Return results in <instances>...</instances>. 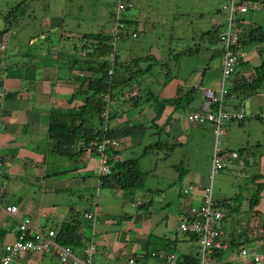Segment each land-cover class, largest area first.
<instances>
[{
    "label": "crops",
    "instance_id": "0c3cea01",
    "mask_svg": "<svg viewBox=\"0 0 264 264\" xmlns=\"http://www.w3.org/2000/svg\"><path fill=\"white\" fill-rule=\"evenodd\" d=\"M129 1L131 2V0ZM9 19L12 20V18ZM243 19L242 14L238 16L239 21L235 20V16L233 18L235 26L241 33H245L253 27H246L247 25L242 22ZM13 21L15 24L20 22L18 18ZM226 21L227 16L225 21L213 19L212 23L222 27ZM127 22H130L131 25L135 24V26L138 23L137 20L132 19ZM0 25H3L0 30L9 27L4 17L1 18ZM131 25L127 28L128 31H130ZM123 27L125 29L124 25ZM60 37L45 40L46 47L38 51V54L32 55L29 54L27 45L32 41H36L33 36L29 38L18 37L10 29L0 36V42H4L8 49L16 45L23 47L22 54L26 57V61L21 64L12 63L10 61L11 51H7V48L0 49V121L1 128H3L2 135L0 134L2 136L1 140H3V150L0 148V158L2 159L1 179L5 183L7 178L10 176L15 177L22 170L26 172L25 175L36 172V175H32L36 179L35 181H39L40 177L38 175L43 171L42 183L53 177L63 179L64 183L62 184H60L61 181L59 184L54 181L50 189H53L55 194L59 191L72 194V191L76 189L78 191L77 199L80 201L79 204L82 205L77 204L81 207L79 209H77V206H67L66 203L49 206V208L40 206L32 218L26 214L30 219L32 230L42 229L55 232L60 223L75 219V213L77 212L79 218H76V223H78L79 231L82 233V241H92L95 247V253L92 257L93 264H126L129 257L139 259L146 264H179L178 259L183 255H197L200 262V251L196 238L192 234L178 230L177 225L181 216H184L191 207L199 205L206 186H211L217 205L221 200L230 198L229 193L223 190L222 186H214L211 162L216 135L212 124H207L208 129H211L214 134V145L210 164L207 165V173L186 169V165L179 161V163H182L183 168L185 167V170L181 169L179 174L174 169L177 164L170 163L168 157L161 159L162 155L158 152L149 151L139 159L140 170L144 173L143 185L140 189L115 190L103 188L100 176L95 172L100 164V155L97 151L93 153L88 149L76 159H70L50 152L47 147L49 114L52 111H58V108H66L68 111H72L82 102V99L78 97L74 105L66 102V97L70 95L68 86L73 85V93L75 83L72 77L71 79L68 77L66 81L58 77L56 69L59 61L57 46L64 36ZM64 38L69 40L67 37ZM52 45H56V47H52ZM218 48L220 49L219 44ZM242 49L246 51V56L241 59L236 71H239L245 77H249L253 75V69L260 64L262 57L254 44L242 46ZM217 56L218 60L216 62L212 60L206 66L187 67L186 71L179 75L178 80L180 83H176V86L173 83L172 87L166 90L168 95L164 94L162 98L183 95L189 88L198 86L196 99L192 102L194 105L189 104L184 109H174L169 105L164 108V114L156 121L161 132L165 131L169 120L181 119V116L186 118L189 111L202 106L205 101L203 89L207 87L218 89L222 60L221 54ZM211 57H213V53ZM16 67L23 68L26 77H29L25 86H21L19 79L12 73L13 68ZM183 77L185 79H182ZM62 82H65V84L59 85ZM12 92L16 93L13 94ZM56 92L58 93L56 94ZM59 94L61 95L59 96ZM55 95L62 100L64 99L65 102L63 101L62 104L54 102ZM45 97H51L53 103ZM44 101H48L47 105L41 108L34 106L28 110L32 102L36 105V103L42 104ZM231 101L235 102L233 99ZM228 103L229 100L222 104L224 110H232L231 105ZM241 107L247 117L240 122L225 123L223 126L224 133L219 136L221 137L219 149H221V152H237L239 148H251L253 156L250 155L252 152H249V149H245L236 158L228 157L225 162L226 168H232L235 172H243L245 178L249 177L250 179L253 175L261 173L262 177L257 179V182L263 183L264 130L262 131V125L264 124V118L262 113L264 112V89L243 101ZM141 113L142 115L135 116L136 121L130 123L131 125L151 124L153 116L150 107H146ZM251 114L259 118L249 117L248 115ZM122 121L123 118L114 119L109 124L111 127L120 126ZM191 126L203 125L192 124ZM147 132L149 135L146 137ZM194 133L198 135V131H194ZM206 134L209 137L211 135L209 132ZM204 135L202 132V137ZM160 137L161 133H158L155 127H151L143 134H136L118 141L116 146L105 153L108 166L110 167L109 157L112 163L120 158L139 154L144 145L153 143ZM179 138L182 139L183 135H178L176 139ZM8 142H14L13 146ZM19 145L21 146L20 149L17 147ZM34 149H36L35 153ZM20 150H31L33 154L28 157L25 153H18ZM256 151H258L257 154H255ZM146 156H149V159H146ZM9 158L11 159L10 164L7 163ZM143 161L144 167H142ZM250 162H252V167H250ZM240 175L237 174L239 178ZM237 186L239 187L240 184L238 183ZM88 188L90 194L86 198L84 192ZM5 199L7 203H13L18 207L16 202L6 198V193ZM136 201L139 203L136 204ZM218 207L221 209V204ZM26 211H29L28 208H26ZM250 211L251 217L248 221L235 226L228 223L226 217L228 212H226L227 214L221 221V239L225 244V247L221 250L223 255L220 258L218 255L214 258L210 256L208 264H235L238 262L239 248L241 246L248 247L247 242H251L253 245L249 248L256 247L261 249L260 253L264 254V237H259L256 233L257 227L263 228L264 187L261 190L257 206L250 209ZM94 212H96L94 219L85 218L84 213ZM16 219H19L16 214L9 215L0 212V257L3 254L4 246L15 240ZM55 241L63 245L56 239ZM87 243L85 242V245ZM194 247L195 254V250H192ZM72 253L77 259L84 258L81 247L72 249ZM14 264H72V259L69 258L65 262H61L56 255L51 253L29 252L15 259Z\"/></svg>",
    "mask_w": 264,
    "mask_h": 264
},
{
    "label": "rangeland",
    "instance_id": "374dc122",
    "mask_svg": "<svg viewBox=\"0 0 264 264\" xmlns=\"http://www.w3.org/2000/svg\"><path fill=\"white\" fill-rule=\"evenodd\" d=\"M230 1L231 0H131L130 2L122 0L123 8L122 4H120V7L118 4V9L121 10L117 12V0H0V21L14 5L20 2L21 6L12 11L10 17L12 20H10V24H7L9 26L7 28L12 30L18 37L29 38L33 36V38L36 39V41H32L27 45L29 48L28 52L32 55L38 54V51L46 47L45 40L47 39L52 40L61 38L60 36L65 37L66 35L71 34V32L80 35L81 33L98 32L100 30L107 31L110 34L115 35L113 40L115 39L114 48L118 55V61H127L130 63L129 67H132L127 71V76L134 68L131 64L132 58L146 56L147 54L154 55L155 60H152L153 64H151L148 69L143 68V70L145 69L146 71L141 70L133 74L134 77L132 78L130 86L125 88V96L128 100L126 99L124 103H122V101L116 103L118 112L123 117L122 124L127 125L136 121L135 116L138 114L142 115L141 112L146 107H150L152 116L154 115L155 110L152 108L153 105L159 102L164 94L168 95V91L166 90H169L173 83H175V86L176 83H180L178 80L179 78L177 79L175 74H178L179 76L186 71L187 67L199 65L206 66V64L211 63L212 60L214 62L218 60V56L211 57V54L216 48H218V44L220 46V43L216 42L210 44L206 38L200 37L203 32L212 28L213 19L225 21L226 16L228 19ZM128 3L130 4V7ZM224 6L226 7L225 9ZM242 16L244 18L242 22L247 25L246 27L254 25L264 26V3H257L248 6L247 12L243 13ZM15 18L19 19L20 25L19 23H13ZM118 18L137 20L138 23L136 26L135 24H132L130 31H128L129 29H127V31H119L120 29H118L117 31L118 22L116 20ZM2 27L3 25H0V28ZM64 37L61 43L57 46V58H59V61L57 62L58 66L56 69L58 77L61 80L66 81L68 80V77H70V79L72 77V80L76 85L77 82L73 78L76 74V70L69 66L67 67V65H69L70 59H83L85 57V52L80 50L82 42L78 41V38H71L68 40ZM3 43L4 42H0V45L3 46ZM196 45L199 46L201 50L198 54L183 57L180 56L181 58L176 56L177 52L186 47H195ZM254 46H256L258 51L259 46ZM52 47H56V45H52ZM5 48H7L6 44ZM6 50L11 51L10 61L12 63L21 64L26 61V57L22 54L23 47L16 45L11 48L9 47V49L7 48ZM146 64L145 61L140 62L136 67L142 68ZM169 70H171V75L174 77L170 78L169 76L167 78L168 74H166V72H169ZM24 71L23 68L18 67L13 68L12 70L15 77L19 79L21 86H25L26 80L28 81L29 78L26 77ZM108 74H112V69L108 71ZM182 79L185 78L183 77ZM64 84L65 82H62L59 85ZM72 87L73 85L68 86L70 95L66 97V102L74 105L77 97L73 98L71 96ZM130 87L132 88L130 89ZM147 90H150L155 96L150 98L148 103L142 104L145 102L144 99L146 98ZM57 93L58 92H56V94ZM61 94L63 93L61 92ZM61 94H59V96ZM138 94L140 95L142 105L133 108L131 106L133 100L128 97H135L138 96ZM55 97L54 102L56 101L62 104L64 99L62 100L56 95ZM45 99H50L53 103L51 97H45ZM47 102L48 101H44L42 104L36 103V105L32 102L28 110L34 106L41 108L47 105ZM191 105H194V103H191ZM58 111L67 112L68 110L66 108H58ZM201 124L203 126H191L192 124L190 125L187 122V119L181 116V119L169 120L165 131H160V139L170 145L171 143L175 144L168 155L170 163L178 164L179 161H181L186 165V169L207 173V165L208 163L210 164V157L214 145V134L212 130L207 127V124H211V122L206 121ZM1 126L2 124L0 121V134L3 132ZM263 130L264 124L262 125V131ZM194 131H198V135H195ZM202 132L205 134L203 137ZM208 132L211 134L210 137L206 134ZM247 132L250 133L249 131ZM219 133L222 135L224 132L222 130L221 133L220 130ZM180 134L181 136L183 135V138L176 139ZM1 135L0 148L3 150V140H1ZM145 135L147 137V135H149L148 132ZM220 135L216 136L219 144L221 143ZM155 137L157 138L156 135ZM102 142L104 144L106 143V141ZM9 144L13 146L14 142ZM98 145L96 151L100 155V164L101 160L104 159L105 164L109 169V173L103 175L97 174L100 164L95 169V172L98 176H106L110 174V167L108 166L105 157V148L100 152L98 151ZM219 146L220 145H218V147ZM17 147L20 149L21 146L19 145ZM22 147L25 148L24 146ZM33 151L35 153L36 149ZM165 151L166 149H156L155 152L163 155V152ZM257 152L258 151H256L255 154H257ZM18 153H25L28 157L33 154L31 150H20ZM233 153H236L238 156L237 152ZM146 159H149V156H146ZM0 161L2 162L1 158ZM10 162L11 159L9 158L7 163L10 164ZM250 165V167H252V162H250ZM142 167H144V161L142 162ZM42 173L43 171L38 175L40 180L35 181L36 179L32 174L36 175V172L25 175L26 172L20 170L15 177L10 176L7 178L5 183L1 179L2 175L0 174V197L3 203L13 204L7 203L5 199L6 193V198L8 200L18 204V211L15 213L19 217V219H16L17 222L15 224V240L19 236L17 228L20 222L26 218H32L40 206L49 208V206H58L66 203L67 206L76 207L80 202L77 199L78 191L76 189L72 191V194L65 191H59L55 194L53 189H50L51 184H53L54 181H57L58 184L61 181L60 184H62L64 183V180H60L58 177H53L49 180L47 179L45 183H42ZM237 174H241L240 178ZM238 183L240 184L239 187L237 186ZM214 186H222L223 190L228 192L230 197L234 196L235 193H242L243 196L248 198L255 189V184L249 177L245 178L243 172H235L232 168H225L219 173L214 174ZM45 187L47 188L44 190ZM59 187H61V185H59ZM89 194L90 191L88 188L85 190L84 196L88 198L87 196H89ZM138 203L139 202L136 201V204ZM79 205H81V203ZM26 208H28L29 211H26ZM79 208L81 207L77 206V209ZM250 209L248 200H243L238 211L229 212L228 215H226L228 223L235 226L236 224L248 221L251 217ZM223 211L226 213L225 210ZM26 214L29 217H27ZM86 214L87 213H84L85 218H87ZM86 242L89 243L92 241L86 240ZM246 244L249 245L248 247L253 246L251 242H247ZM256 249L261 252V249ZM192 250H195V247ZM195 253L196 250L194 251V254ZM23 255L24 254L20 256Z\"/></svg>",
    "mask_w": 264,
    "mask_h": 264
},
{
    "label": "trees",
    "instance_id": "16d2710c",
    "mask_svg": "<svg viewBox=\"0 0 264 264\" xmlns=\"http://www.w3.org/2000/svg\"><path fill=\"white\" fill-rule=\"evenodd\" d=\"M237 3H245L247 6H250L257 3H264V0H237ZM20 6V2L17 3L4 16L7 24H10L9 18L12 15V11L15 10V8L18 9ZM240 14L243 13L234 14L236 21H239L238 16ZM15 20H17V18H15ZM116 21L118 22L117 29H120L119 31L127 30V28L131 25L130 22L126 23V21H128L126 19L118 18ZM123 25L125 26V29ZM220 29V25H213L210 30L203 32L200 38H206L210 44L219 42L218 32ZM7 30L8 28L0 30V36H2ZM114 36L115 35H112L104 30L81 33L80 35H76L71 32V34L65 36L69 38V40L71 38H78V41L82 42L80 50L85 52V57L83 59L73 58L70 59L69 62V66L76 70V74L73 78L77 82L71 96L73 98H81L82 102L72 111H52L49 114L47 125V147L50 152L59 156L68 157L70 159H76L88 149H90L93 153L96 152L97 145L102 141H106L105 152H108V150L113 148L110 145L111 141L118 142L136 134H143L151 127H155L157 132L160 133L161 130H159L156 121L163 114V110L167 105L172 106L174 109H184L195 101L198 86L189 88L183 95L160 99V101L152 107L153 110H155V113L151 119L150 125L121 124L120 126L111 127L109 124L110 121L123 118L118 112L116 103L119 101L124 103V101H126L127 97L125 98V88L130 86L132 78L134 77L133 74L143 70V68L148 69L155 60L154 55L151 54L132 58L131 64L134 68L127 76V71L132 67H129L130 63L127 61H118V55L114 48ZM251 44L259 46L258 52L260 53L262 59L260 64L254 67L252 76L245 77V75L240 74V72H237L235 69V72L227 79V92L222 102L225 100L223 103H226V101L228 102L229 100L228 104L231 105L232 110H238L243 101L258 94L259 91L264 89V26L254 25L245 33H241L240 47L242 48V46L244 47ZM200 51V47L197 45L195 47L189 46L177 52L176 56L181 58L180 56L196 55ZM219 54L222 56L221 49L216 48L213 52V57ZM144 61L147 63L145 66L142 68L136 67L140 62ZM111 69L112 74L109 75L108 71ZM145 69L143 71H146ZM166 74H168L167 78L169 76L170 78L174 77L171 75V70L166 72ZM175 77L178 79V74H175ZM131 88L132 87H130V89ZM12 93L15 94L16 92ZM106 96L110 106H112V109L109 110L107 115H104L106 110L105 105L107 103ZM154 96V93L147 90L144 103L140 101L139 94L138 96L128 98L133 100L131 106L136 108L140 107L142 104L148 103L150 98ZM231 99L235 102H232ZM222 104L219 105L223 109ZM214 107L217 108L218 103L214 104ZM248 116L256 117L252 114ZM174 146L175 144L173 143L170 145L162 139H157L153 143L144 145L139 154H134L127 158H120L112 163L109 157L110 174L100 176L101 186L106 189L115 190L140 189L143 185L144 173L140 170L139 159L144 156L145 153L149 151L155 152L156 149H166L160 157L161 159H166L170 154V150L173 149ZM245 149L249 148H239L237 150L238 154L241 155ZM250 149L249 152H252L250 155L253 156V151ZM110 156H112V154H110ZM225 168L226 163L221 170H224ZM174 169L180 174V170L184 168L182 163H179L174 166ZM261 177V173H257L251 177V180L255 184V189L250 197L246 198L242 193H235L234 196L223 201L221 200L217 207L221 204V210L223 209L228 213L238 211L242 201L247 199L250 208H255L259 202L261 190L264 187V182H257V179ZM75 214V219H72V221L62 222L59 226H57L55 229V239L63 245L71 246L72 249L80 247L83 249L86 241H82V233L79 231L78 223H76V218H79V213L76 212ZM217 255L220 258L222 257L223 252L221 250H215L211 254L213 258L217 257ZM178 262L179 264H199V257L197 255H183L178 259Z\"/></svg>",
    "mask_w": 264,
    "mask_h": 264
},
{
    "label": "built area",
    "instance_id": "2783aa9c",
    "mask_svg": "<svg viewBox=\"0 0 264 264\" xmlns=\"http://www.w3.org/2000/svg\"><path fill=\"white\" fill-rule=\"evenodd\" d=\"M122 4V0H117L116 6ZM130 6V4L128 3ZM226 7L224 6V9ZM117 12L121 9L116 7ZM248 10L245 3H237V0H231L229 4V17L218 32V40L221 49V75L219 79L218 89L207 87L203 89L205 102L195 110L189 111L186 119L189 124H201L203 122H211L216 136L222 133L223 125L226 122L241 121L247 117L244 109L240 107L238 110H224L221 104L227 90V79L235 72L239 61L246 56V51L240 47L241 31L235 26L233 21L235 13H244ZM118 16V14H117ZM118 24V23H117ZM117 39V38H116ZM1 49H5V43L0 45ZM107 103L104 115H107L111 106L106 96ZM218 103V107L214 104ZM264 117V112L262 113ZM116 141H111L112 147L116 146ZM103 142L98 145V151H103L105 148ZM219 142L216 139L215 149L211 162L212 174L223 169L228 157L236 158V153L221 152L218 147ZM2 162L0 161V174ZM109 169L105 164V160H101V164L97 170V174H108ZM186 192V191H185ZM0 211L9 215H14L17 211V206L14 204L3 203L0 197ZM94 213H87V219H94ZM225 213L217 207V202L214 199L211 186H206L203 190V197L198 206L191 207L184 216H181L177 225L178 230L192 234L197 238V243L200 251L199 264H208L209 257L215 250H222L225 247L221 236V221L224 219ZM19 236L15 241L4 246L3 254L0 257V264H14L15 259L29 252H45L56 255L61 262L67 259H72V264H93L92 257L94 254V245L92 242L87 243L83 248L84 258L77 259L73 256L71 247L68 245H60L55 241V232L52 230L36 229L30 227V219L26 218L20 222L18 226ZM256 233L259 237H264V228L257 227ZM126 264H146L145 262L129 257ZM235 264H264V254L257 251L255 248L241 246L238 251V262Z\"/></svg>",
    "mask_w": 264,
    "mask_h": 264
},
{
    "label": "bare ground",
    "instance_id": "6f19581e",
    "mask_svg": "<svg viewBox=\"0 0 264 264\" xmlns=\"http://www.w3.org/2000/svg\"><path fill=\"white\" fill-rule=\"evenodd\" d=\"M246 118V117H245Z\"/></svg>",
    "mask_w": 264,
    "mask_h": 264
}]
</instances>
